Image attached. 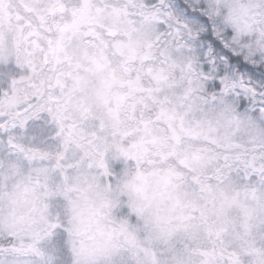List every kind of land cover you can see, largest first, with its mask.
Listing matches in <instances>:
<instances>
[{
  "label": "snow or ice",
  "instance_id": "6c2138e0",
  "mask_svg": "<svg viewBox=\"0 0 264 264\" xmlns=\"http://www.w3.org/2000/svg\"><path fill=\"white\" fill-rule=\"evenodd\" d=\"M0 264H264V0H0Z\"/></svg>",
  "mask_w": 264,
  "mask_h": 264
}]
</instances>
